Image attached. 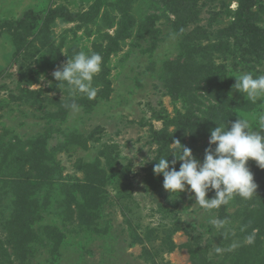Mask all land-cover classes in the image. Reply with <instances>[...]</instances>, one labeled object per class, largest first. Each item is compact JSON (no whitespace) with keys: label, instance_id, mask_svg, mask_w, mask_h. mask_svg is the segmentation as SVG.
Instances as JSON below:
<instances>
[{"label":"rangeland","instance_id":"1","mask_svg":"<svg viewBox=\"0 0 264 264\" xmlns=\"http://www.w3.org/2000/svg\"><path fill=\"white\" fill-rule=\"evenodd\" d=\"M61 8L76 20L48 24ZM240 10V0H0V264H194L193 254L264 264L255 161L256 195L213 210L153 172L174 140L202 162L218 124L240 116L259 131L264 98L233 85L264 75V0ZM79 51L103 58L95 100L52 76Z\"/></svg>","mask_w":264,"mask_h":264},{"label":"clouds","instance_id":"2","mask_svg":"<svg viewBox=\"0 0 264 264\" xmlns=\"http://www.w3.org/2000/svg\"><path fill=\"white\" fill-rule=\"evenodd\" d=\"M68 57L67 62L52 73L59 88L67 86L71 96L79 95L95 100L99 86H94L93 81L102 71V56L95 52L88 54L79 51ZM235 78L233 88L243 94L248 102L254 104L264 98V75L239 73ZM66 107L74 112L80 111V106L75 102ZM255 127L259 131H253L254 126L250 121L240 116L230 127L218 124L211 131L209 147L205 150L202 162L194 157L189 147L174 140L169 149V155L174 158L169 161V155L160 157L153 166V172L157 176H163V188L166 192L179 196L184 192L193 194L189 198L205 210L226 206L236 196L250 200L256 195L257 184L248 167L249 160L255 161L259 168L264 169V135H261L264 132V115L259 117ZM178 162L179 170L176 169ZM210 191L215 193L211 198ZM209 222L217 230L222 229L226 223L215 218ZM254 235L255 230L245 239L251 242ZM238 246L233 242L230 248ZM221 250L220 247L216 249L217 252Z\"/></svg>","mask_w":264,"mask_h":264},{"label":"trees","instance_id":"3","mask_svg":"<svg viewBox=\"0 0 264 264\" xmlns=\"http://www.w3.org/2000/svg\"><path fill=\"white\" fill-rule=\"evenodd\" d=\"M178 0H175V2ZM254 0H240V6H241V13H245V12H249V5L251 6L252 2ZM94 7L92 8V12L94 11ZM248 10V11H247ZM50 15L47 17V22L48 24L53 22L55 19L60 18V19H64L66 22H72L74 20H76V15H73L69 12H67L64 8L58 9V10H54V11H50ZM91 12V13H92ZM91 13H89V16L92 17ZM26 20V18H25ZM21 22H23V20H21ZM22 24V23H20ZM175 137V136H173ZM165 140V137H162ZM191 260H195L194 264H196V257L194 256V254L191 256Z\"/></svg>","mask_w":264,"mask_h":264}]
</instances>
